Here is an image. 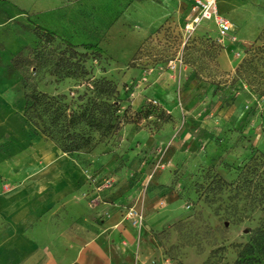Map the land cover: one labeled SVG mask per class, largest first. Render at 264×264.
<instances>
[{"label":"rangeland","instance_id":"1","mask_svg":"<svg viewBox=\"0 0 264 264\" xmlns=\"http://www.w3.org/2000/svg\"><path fill=\"white\" fill-rule=\"evenodd\" d=\"M217 9L234 28L224 37L210 22L185 28L188 0H0V173L62 153L25 123L22 79L49 95L81 91L31 72L33 50L68 42L89 77L115 82L139 115L89 155H65L94 187L115 186L121 172L167 196L173 220L156 232L173 264H232L264 219V66L235 77L245 50L264 46V0H217ZM240 28L252 30L245 41ZM164 170L168 181L152 184Z\"/></svg>","mask_w":264,"mask_h":264},{"label":"crops","instance_id":"2","mask_svg":"<svg viewBox=\"0 0 264 264\" xmlns=\"http://www.w3.org/2000/svg\"><path fill=\"white\" fill-rule=\"evenodd\" d=\"M251 32L238 35L245 41ZM39 161L37 169L0 173V264H173L156 232L173 220L167 196L130 186L121 172L115 186L94 187L64 153ZM168 175L159 171L151 183ZM130 207L143 215L140 228L125 218Z\"/></svg>","mask_w":264,"mask_h":264},{"label":"trees","instance_id":"3","mask_svg":"<svg viewBox=\"0 0 264 264\" xmlns=\"http://www.w3.org/2000/svg\"><path fill=\"white\" fill-rule=\"evenodd\" d=\"M47 41L54 36L47 33ZM258 41V40H257ZM245 50L244 58L235 70L236 79L258 74L253 62L264 66V46L256 42ZM64 49L33 50L32 74L40 71L59 81L73 79L82 90H70L68 94L49 95L37 89L32 78L23 77V118L35 135L52 142L64 154H89L97 145L117 136L126 124L136 123L138 115L132 112L118 85L106 78H91L85 67L84 54L65 42ZM85 50L99 53L96 45H84ZM260 53L259 58L256 57ZM262 75V73L260 74ZM232 264H264V219L249 234L247 241L238 246Z\"/></svg>","mask_w":264,"mask_h":264},{"label":"built area","instance_id":"4","mask_svg":"<svg viewBox=\"0 0 264 264\" xmlns=\"http://www.w3.org/2000/svg\"><path fill=\"white\" fill-rule=\"evenodd\" d=\"M191 2V17L187 22L185 28L187 30L193 29V27L199 22H210L216 28L219 36L224 37L229 34L232 29L231 23L222 17L217 9V0H189ZM179 62L181 60L177 58ZM171 68H175V63ZM102 187H110L109 180H104ZM99 186V188L101 187ZM125 218H127L133 226L141 227L143 223V215L137 209L130 207L125 212Z\"/></svg>","mask_w":264,"mask_h":264}]
</instances>
